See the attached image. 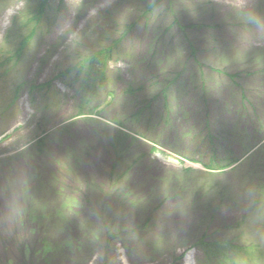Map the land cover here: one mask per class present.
I'll use <instances>...</instances> for the list:
<instances>
[{"label": "rangeland", "instance_id": "rangeland-1", "mask_svg": "<svg viewBox=\"0 0 264 264\" xmlns=\"http://www.w3.org/2000/svg\"><path fill=\"white\" fill-rule=\"evenodd\" d=\"M42 1L0 0V264H264V0Z\"/></svg>", "mask_w": 264, "mask_h": 264}, {"label": "trees", "instance_id": "trees-1", "mask_svg": "<svg viewBox=\"0 0 264 264\" xmlns=\"http://www.w3.org/2000/svg\"><path fill=\"white\" fill-rule=\"evenodd\" d=\"M49 0H43L41 3L37 5L36 8H29L27 13H25L24 16H30L32 19H36L38 16L43 15L45 13V10L48 7ZM23 16V17H24ZM24 45V44H23ZM105 52H101L99 54H95L93 56H90L86 59H83L82 62H80L76 67V80L81 75H86V78H83V81L81 83V92H87L90 95L95 96L97 92L104 86V84L107 83V60L111 57V55ZM93 80L92 84L90 86H85L86 82ZM106 81V82H103ZM92 96V97H93ZM122 135L121 139H113L112 140V147L114 150V153L117 158L120 157V154L123 153L125 150V142H127L130 137L126 134H120ZM125 138V139H124ZM118 140V141H117ZM40 150L44 149L43 143H40ZM124 147V148H123ZM212 169H216L215 167H212ZM113 238V235L110 236V239ZM235 247H232L230 245L222 244V243H211L206 244V252L211 255H217L220 254V257H222L223 261H226L229 259L227 258V255L234 252ZM229 252V253H228ZM228 253V254H227ZM229 254V255H230Z\"/></svg>", "mask_w": 264, "mask_h": 264}, {"label": "snow or ice", "instance_id": "snow-or-ice-1", "mask_svg": "<svg viewBox=\"0 0 264 264\" xmlns=\"http://www.w3.org/2000/svg\"><path fill=\"white\" fill-rule=\"evenodd\" d=\"M69 206H71V205H69Z\"/></svg>", "mask_w": 264, "mask_h": 264}]
</instances>
